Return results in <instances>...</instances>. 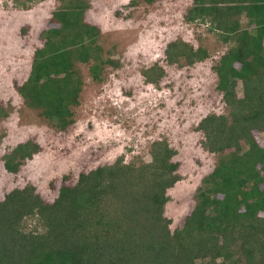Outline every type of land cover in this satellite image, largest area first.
<instances>
[{"label": "trees", "instance_id": "obj_1", "mask_svg": "<svg viewBox=\"0 0 264 264\" xmlns=\"http://www.w3.org/2000/svg\"><path fill=\"white\" fill-rule=\"evenodd\" d=\"M84 9L80 0H70L52 12L56 26L44 30V44L17 88L28 106L41 108L61 128L71 122L69 105L80 90L73 60H91L96 80L104 61L110 62L100 56L99 31L85 22ZM188 12L189 21L207 20L232 44L214 66L228 116L209 114L198 124L207 150L220 156L197 186L182 225L171 232L163 216L166 190L180 179L176 150L163 138L151 143L150 162L117 159L81 172L75 184H60L50 203L32 185L7 192L0 200V264H234L226 239L236 230L249 264L254 254L264 264V146L253 133L264 127V0H193ZM164 53L168 63L188 65L208 55L184 40L169 42ZM142 74L157 83L164 69L156 62ZM236 79L243 82L242 97L234 93ZM38 150L29 140L17 144L3 155L5 168L17 172ZM31 216L42 231L25 229Z\"/></svg>", "mask_w": 264, "mask_h": 264}, {"label": "rangeland", "instance_id": "obj_2", "mask_svg": "<svg viewBox=\"0 0 264 264\" xmlns=\"http://www.w3.org/2000/svg\"><path fill=\"white\" fill-rule=\"evenodd\" d=\"M69 1L0 0V200L13 188L32 185L50 203L60 184H75L81 172L117 159L135 166L150 162L151 143L164 138L180 164V179L166 190L163 208L174 232L220 156L207 150L198 124L209 114L228 116L214 66L232 43L207 20L187 19L193 0H80L83 19L99 31L95 41L100 56L110 62L104 61L96 80L89 73L91 60H73L80 90L77 102L69 105L71 122L61 128L42 115L41 108L28 106L17 88L29 75L34 51L44 44V30L56 26L50 22L52 12ZM237 18L245 28L246 17ZM176 40L206 49L207 57L191 65L184 60L168 63L164 50ZM156 62L164 69L163 77L157 83L144 81L143 70ZM243 89L242 80L236 79L237 97L243 96ZM253 133L264 146V127ZM28 140L39 150L24 159L17 172L8 171L3 155ZM23 225L43 230L36 216L24 219ZM234 235L226 239L234 264H249L239 230ZM259 258L254 254L252 264H260Z\"/></svg>", "mask_w": 264, "mask_h": 264}]
</instances>
